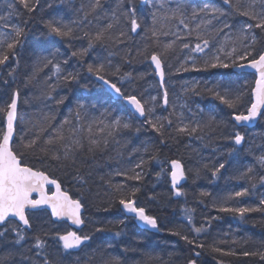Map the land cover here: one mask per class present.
<instances>
[{"label":"snow or ice","instance_id":"obj_1","mask_svg":"<svg viewBox=\"0 0 264 264\" xmlns=\"http://www.w3.org/2000/svg\"><path fill=\"white\" fill-rule=\"evenodd\" d=\"M47 7L52 9L54 4ZM56 7L62 15L57 12L42 19L40 37L48 54L37 55L24 74L23 86L36 90L22 95L18 70L28 42V25L32 14L41 9V0H0V264H128L109 251L110 243L92 247L97 234L113 229L96 223L93 231L85 230L87 200L96 186L95 196L101 201L98 210L110 212L119 205L129 219L146 229L164 231L158 218L136 199L146 178L145 166L153 162L160 165L156 181L170 176L171 199L187 196L181 181L188 179L189 172L193 183L202 173H210L209 182L214 183L233 166L234 154L251 157V161H237L238 175L230 177L248 186L228 192L212 206L242 222L252 213L264 215V191L255 206L231 203L264 188V134L250 138L242 131L264 121V0H59ZM13 18L22 22L13 23ZM76 41L83 43L76 45ZM61 46L70 54L61 53ZM90 54L94 55L89 61ZM169 61H175V67ZM137 62L152 68L149 74L159 78L162 97L148 89L137 91L144 73L134 76L122 71L124 64ZM166 68L172 70L168 75L225 71L211 86L184 81L180 94L170 101ZM248 70L255 76L250 91L241 82ZM93 88L102 89L107 101L118 105L123 114H115L111 104L82 102L81 90L88 93ZM193 97L215 103L207 111L199 103L193 108L189 102ZM225 109L227 119L219 115ZM143 133L153 135L141 138ZM185 140L200 145L189 156L194 160L192 167L186 169L180 159H161L163 148ZM202 149L209 150L207 156ZM125 161L126 167L100 172ZM165 163H170V170L164 168ZM53 169L75 183L78 198L62 190L49 174ZM113 176L134 184L116 183ZM46 185H55L53 195H48ZM148 199L157 197L153 194ZM181 211L195 235L178 229H169L168 234L189 246L186 264H198L206 249L220 256L241 255L264 262V242L254 251L240 253L218 247L217 243H229L224 239L205 244L212 221L221 217L206 218L196 226V209ZM63 220L80 231H61L57 222ZM119 224L125 225V220ZM113 234L125 233L121 228ZM122 252L127 256L140 250L126 246ZM157 262L176 264L171 254L169 260L149 255L133 264Z\"/></svg>","mask_w":264,"mask_h":264},{"label":"trees","instance_id":"obj_2","mask_svg":"<svg viewBox=\"0 0 264 264\" xmlns=\"http://www.w3.org/2000/svg\"><path fill=\"white\" fill-rule=\"evenodd\" d=\"M50 0H41V9L36 13H33V19L28 25L30 32L28 36L27 45L22 53V59L20 61L18 83L21 85L22 95L28 93L31 95L34 88H25L23 86L24 74L29 72L33 60L39 54L47 55L48 52L45 50V44L42 43V38L40 37V32L43 29L42 19H47L52 15H55L57 12H60L61 8L56 7L59 2L53 1L54 7L49 9L47 4ZM22 21L16 20L13 18V23H20ZM76 45L83 43L82 41L74 42ZM61 53L70 54L69 50L63 46L60 47ZM106 54V53H105ZM92 55L86 59L89 61L92 59ZM114 62H119L118 58H113ZM175 67V61H169ZM122 63V62H121ZM47 71V70H46ZM124 72H132L134 76L141 73L145 74V79L138 82L137 91L143 92L144 89H148L152 95H159L162 97L163 90H161L155 80L154 74L152 73V68L149 67L148 63H134L132 65L124 64L122 67ZM172 71L166 68V85L169 91V100L175 101L176 97L180 94V86L184 81H200L201 86L205 83L208 86H211L215 83L216 79H220V74L225 70H213L210 73H182L180 75H168ZM6 76V71L3 73ZM255 77L250 74H245L242 81L247 84V90L250 91L254 87ZM127 88V85H125ZM130 90V89H129ZM62 92L64 90H61ZM82 93V102L84 103H104V106L107 107L109 104L116 109L115 114H123L120 107L110 101H107V97L103 95V90L100 88H93L91 92ZM71 95V93H70ZM147 93H145V96ZM250 97H246V101ZM192 107L195 108V104L199 103L201 107L205 110H209L215 102L210 99H200L199 97H193L191 101ZM63 112L67 111L65 107ZM158 113L163 112V109H158ZM225 109L224 112L220 113V117L227 119ZM163 114H167L163 112ZM226 129L225 131H229ZM242 131L246 132V135L252 138L255 135L259 137L260 134H264V121L258 123V125L251 131L243 129ZM257 133V134H256ZM151 133H143L141 138H147L152 136ZM134 143L138 144L139 141L134 139ZM185 143H190L189 147H185ZM199 148L200 145L196 141L187 142L183 141L179 146H172L171 148H163L161 151V159L164 161H170L172 159H180L184 163L186 169L193 166L194 160L189 159V156L192 155V148ZM205 156L208 155V149H202ZM135 159V157L133 158ZM233 160V166L227 167L226 171H223V175L220 179H217L214 183L209 182L210 173L205 175L201 174V178L196 179L193 183L192 173H188V179L185 181L183 190L187 192L186 197H175L171 195L170 190V176H164L160 181H156L155 174L160 171V165L153 162L151 165L145 166L146 178L143 182L142 191L137 195V203L141 206L146 207L148 214L154 215L158 218V222L164 231L160 232V236L148 232L137 231L138 234L131 237L130 243L127 246H133L140 250L137 253H129L127 256L124 253L120 254L126 245L122 242H119L120 237H116L113 233L121 229L119 221L124 219V214L119 210V205H116L112 208L110 212H104L98 210L97 205L101 204V201L95 196L97 191L96 186H93L92 194L89 195L87 203L88 208L86 210V216L88 217V224L85 226V230L91 228L93 231V225L96 223H101L105 226L111 227L113 229L112 233L97 234L92 246L96 245L97 240H102L103 243L112 244L114 249H116L117 255L121 256L124 259L134 258H143L140 253H144L145 249L149 248L154 253V257H161L164 260H169L171 258L176 261V264H186V260L191 256L189 246L184 243V241L179 240L175 236L168 234L169 229H178L189 236H194L195 234L190 231V227L187 224V221L184 219L182 208H195L194 213V223L196 226H200L206 218L211 217H221L212 221V226L209 229V233L205 235L203 242L205 244H212L214 241H219L224 239L229 241L227 244L217 243V246L227 250L229 248L235 249L237 253L242 251H254L257 248L262 246L264 242V215L261 213H252L246 217L245 221H241L239 218H233L231 214L218 213L213 208L212 204L215 200L217 203L221 201V198L225 196L228 192L239 191L242 187H247L248 185L244 181H237L235 179H230V177L238 175V168L236 167L237 161H251V157H243L242 155H235L231 158ZM35 163V161H33ZM38 166V165H37ZM126 166V161L124 165H116L115 163L111 164L110 167H104L100 169L101 174H104L108 169H115L116 167ZM164 168L170 170V163H165ZM115 167V168H114ZM50 176L56 178L58 182L61 183L63 191L68 192L73 198H78L80 192L78 187L74 182H70L69 178L60 170H50ZM118 181H121V176L117 177ZM97 181L99 182L98 178ZM125 183V182H124ZM123 183V184H124ZM128 185H133L134 182L126 181ZM201 191H208L212 193L209 197H200L199 193ZM264 191V188H258L256 194L250 197L241 198L238 202L233 200L232 204L239 203V206H255L258 204L259 193ZM155 194L157 199L150 201L148 196ZM203 199L204 203H199V200ZM92 224V226L90 225ZM130 224L133 226V222L130 221ZM182 225V227H180ZM38 227V225H34ZM61 231H68V228L65 225H60ZM227 233L228 235H224ZM113 238V239H112ZM236 239L239 241L237 244H232L231 241ZM247 240L245 244L244 241ZM105 245V246H106ZM95 248V246L93 247ZM217 260H222L223 264H264L258 258L253 257H244L241 255L237 256H220L219 254L211 253L207 249L204 254L198 259V264H217Z\"/></svg>","mask_w":264,"mask_h":264},{"label":"rangeland","instance_id":"obj_3","mask_svg":"<svg viewBox=\"0 0 264 264\" xmlns=\"http://www.w3.org/2000/svg\"><path fill=\"white\" fill-rule=\"evenodd\" d=\"M53 1H56V2H59V0H50V2L49 3H52ZM60 14L62 15L63 14V11L62 10H60ZM13 22V21H12ZM34 61V60H33ZM264 132V131H263ZM257 134V133H256ZM253 137H257L258 138V136L257 135H255L254 134V136ZM123 220H125V225H121V228H123V230H124V235H122L121 236V238H119V242H122V243H124L126 246L130 243V238L131 237H133V235H136V234H138V232H137V230L133 227V226H131V224H130V222L127 220V219H123ZM91 226H92V224H90ZM87 231H89V232H91V228H89ZM113 239V238H112ZM95 240V239H94ZM123 252H122V250H120V254H122ZM112 254H114V255H117V253L116 252H114V253H112ZM144 257L143 258H139V261L140 260H142V259H147V257L149 256V255H151V256H155L154 255V253L152 252V250L151 249H149V248H147V249H145V251H144ZM133 264V263H132ZM157 264H158V262H157Z\"/></svg>","mask_w":264,"mask_h":264},{"label":"water","instance_id":"obj_4","mask_svg":"<svg viewBox=\"0 0 264 264\" xmlns=\"http://www.w3.org/2000/svg\"><path fill=\"white\" fill-rule=\"evenodd\" d=\"M246 74H250V75L254 76V75L252 74V70H248V71L246 72ZM154 76H155V75H154ZM254 77H255V76H254ZM155 79H156V82H157V84H158L159 78H158L157 76H155ZM158 86H159V84H158ZM161 90H162V89H161ZM256 125H257V123L254 124V125H252V126H250V127H248L247 129L251 130V129H253ZM184 183H185V181H181V186H183ZM45 188H46L47 193H48V191H51V192H52L51 195H53V194L55 193V191H56V189H55V185H46ZM61 188H62V187H61ZM48 195H49V194H48ZM38 196H39L38 193H33V197H34V198H38ZM49 212H50V210H49ZM126 215L128 216L127 213H126ZM136 222H137V221H136ZM57 223H58V224H60V223H65V224H67L72 230L77 231V232L80 231V229L76 228V226H75V225H72L71 222L68 221V220L59 221V222H57ZM137 226H138L139 229H143V230H147V231H150V232H154L153 230L146 229L145 226H143L142 224H139L138 222H137ZM83 227H84V226H83ZM154 233H156V232H154Z\"/></svg>","mask_w":264,"mask_h":264},{"label":"bare ground","instance_id":"obj_5","mask_svg":"<svg viewBox=\"0 0 264 264\" xmlns=\"http://www.w3.org/2000/svg\"><path fill=\"white\" fill-rule=\"evenodd\" d=\"M135 160V159H134ZM123 167H126V166H123ZM115 168V167H114ZM113 169V168H112ZM109 171V169L106 171V172H108ZM105 172V173H106ZM117 177L118 176H113L112 177V179H113V181L114 182H116V183H121V184H123L124 182L126 183V181L124 180V178L121 176V181H118V179H117ZM162 179V178H161ZM100 182H98L97 181V184H99ZM63 190V189H62ZM122 212V211H121ZM123 214H124V216H125V218L124 219H127L129 222L130 221H132L133 222V227L137 230V231H141V232H148V233H151V234H154V235H156V236H160V232H156V233H154V232H150V231H147V230H143V229H139L138 228V226H137V222L135 221V220H132V219H129L128 218V216L126 215V213H124V212H122ZM123 220V219H122ZM132 226V225H131ZM87 231V230H86ZM98 245H106L105 243H103V241L102 240H97V243H96V245H94L95 247H97ZM94 246H92V247H94ZM109 251L111 252V253H114L115 251H116V249H114V247H112L111 249H109ZM127 260V262H128V264H132L133 263V261L135 260V261H139V258H134V257H132V258H130V259H126Z\"/></svg>","mask_w":264,"mask_h":264},{"label":"flooded vegetation","instance_id":"obj_6","mask_svg":"<svg viewBox=\"0 0 264 264\" xmlns=\"http://www.w3.org/2000/svg\"><path fill=\"white\" fill-rule=\"evenodd\" d=\"M67 228H68V231H73V230H71L68 226H67Z\"/></svg>","mask_w":264,"mask_h":264}]
</instances>
